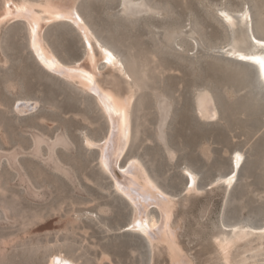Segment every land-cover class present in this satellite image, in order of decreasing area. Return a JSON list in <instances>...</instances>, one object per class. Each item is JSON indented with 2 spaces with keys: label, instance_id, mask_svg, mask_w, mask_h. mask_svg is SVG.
<instances>
[{
  "label": "rangeland",
  "instance_id": "obj_1",
  "mask_svg": "<svg viewBox=\"0 0 264 264\" xmlns=\"http://www.w3.org/2000/svg\"><path fill=\"white\" fill-rule=\"evenodd\" d=\"M75 3L95 39L122 60L110 71L96 63L102 84L131 102L121 164L138 157L169 194L175 241L129 226L134 203L115 189L97 144L86 143L108 132L98 100L45 68L29 46L26 19L12 17L0 25V264H45L58 248L89 264H170L181 252L195 264H225L223 240L233 264L264 259L258 231L235 240L249 219L264 225V90L245 84L259 82L253 67L228 53L253 46L251 32L264 37V0ZM243 6L249 21L235 13L229 26L218 13ZM83 34L69 18L48 20L42 32L66 64L82 61ZM234 150L244 158L227 187L216 178L230 171ZM186 168L197 173L194 190L185 189ZM149 211L159 215L157 205Z\"/></svg>",
  "mask_w": 264,
  "mask_h": 264
},
{
  "label": "bare ground",
  "instance_id": "obj_2",
  "mask_svg": "<svg viewBox=\"0 0 264 264\" xmlns=\"http://www.w3.org/2000/svg\"><path fill=\"white\" fill-rule=\"evenodd\" d=\"M1 4L0 25L12 17H24L29 29V46L39 62L50 71L67 75L68 77L73 78L74 81L76 80L80 82L86 89L91 91L98 100L101 106L100 108H102L109 123L108 132L105 134V137L100 139L98 142L87 138L86 143L91 146H96L95 144H97L100 148L99 163L112 177L115 189L124 192L134 203L135 212L129 221V226L147 235L150 239L161 237L162 240L164 238H168V240L172 242L175 238L173 239L174 231L170 225L173 209L171 204L172 200H170L169 194H167L147 173L144 165L138 157L132 156L125 162L124 165L121 164V158L131 137V119L128 111L131 102H128V100H125L126 102H124L118 99L110 92V87L102 84V72L100 70L98 71V66L96 64L98 61H102L104 68L108 71H110L114 66L123 67L120 56L117 55V53L109 45L101 43L95 39L90 27L85 23L82 15L76 8L75 0H45V3L38 5L37 8L33 5L34 3H28L25 0H2ZM218 13L229 26L235 23V13L240 14L242 21H249L251 18V13L247 6H243L238 11H231L228 8L222 7L218 9ZM58 17L69 18L72 20L85 34L83 35L87 37V39H85V37L83 38L85 39L84 43L86 50L82 61L74 64L63 63L48 47L46 41L44 40L42 32L47 24V21L59 19ZM77 17L79 19H77ZM33 29H35V33L33 32ZM250 37L253 41V46L248 48L231 46L228 53L237 58H240V56L257 58L264 57V45L256 43V40L264 41V37L257 36L252 32ZM253 37L255 39H253ZM92 40L95 41V45ZM89 44H91V49H89ZM95 46L98 49V52H96ZM108 52L112 54L111 62H109V57L107 55ZM248 61L251 63V67H253L255 76L259 80V83L264 84V70L261 69L258 61ZM125 99L127 98L125 97ZM109 107L114 110L111 114L109 112ZM202 107L206 112L215 115L214 108L210 104H202ZM19 109L23 110L24 106L21 105V108ZM117 112L125 113L127 123L126 128L122 119L116 116ZM125 132L127 133V140L123 141L124 146L122 147V139ZM236 153H239L242 157L239 161L238 167L235 161ZM243 158L244 154L242 151L234 150L231 154L230 171L227 174L216 178V181H223L227 187H231L236 180L237 172ZM105 164H107V167H105ZM184 172L186 176L185 189L194 190L197 186V173L190 168H186ZM233 173H235V177L232 179L231 183H228V178L232 177ZM153 204L158 206V216L149 211L150 205ZM239 224H237V226H239ZM243 226L244 228L241 229L235 240H241L244 237H247L249 233H253V231L259 232L258 239H262L264 237V225L261 227H252L249 222ZM222 246L227 262L225 264H233L231 263L232 260L230 261L227 255L229 241L223 240ZM251 251L254 252L253 250ZM5 260L6 252L2 251L0 261L3 262ZM60 262H67V264H89L82 263L80 257H77L74 252L65 253L61 248L53 250L50 254H48L45 264H60ZM95 264H103V262L100 261ZM170 264H195V262L187 258L185 254L181 252L180 255L171 256ZM242 264H264V259L255 261L244 260L242 261Z\"/></svg>",
  "mask_w": 264,
  "mask_h": 264
},
{
  "label": "snow or ice",
  "instance_id": "obj_3",
  "mask_svg": "<svg viewBox=\"0 0 264 264\" xmlns=\"http://www.w3.org/2000/svg\"><path fill=\"white\" fill-rule=\"evenodd\" d=\"M77 19H79V18L77 17ZM33 32L35 33V29H33ZM85 39H87V37H85ZM253 39H255V38L253 37ZM256 43L257 44L264 45V41H261V40H256ZM89 49H91V44H89ZM107 55L109 57V62H111L112 54L110 52H108ZM240 59L241 60H254V61H258V63L260 64L261 69L264 70V57L257 58V57L240 56ZM109 103H110V100H109ZM113 111L114 110L111 107H109L110 114ZM116 116L122 119V122L124 123V126L126 128L127 127V123H126V115H125V113L124 112H117L116 113ZM126 140H127V133L125 132V134L123 136V139H122V147L124 146L123 141H126ZM241 159H242V157L240 156V154L239 153H236L235 154V161H236L237 167L239 166V161ZM105 167H107V164H105ZM234 177H235V173H233V176L232 177H229L228 178V183H231V181H232V179H234ZM60 264H67V262H60Z\"/></svg>",
  "mask_w": 264,
  "mask_h": 264
},
{
  "label": "water",
  "instance_id": "obj_4",
  "mask_svg": "<svg viewBox=\"0 0 264 264\" xmlns=\"http://www.w3.org/2000/svg\"><path fill=\"white\" fill-rule=\"evenodd\" d=\"M238 59L242 63H247L248 65L251 66V63L248 60H241L240 58H238ZM245 84H247V85H254V89H255L256 94H260L264 90V84L259 83L258 81H256L253 78L247 80L245 82ZM260 220H261V218L255 217V218L249 219L248 221L251 222V223H253V224H257Z\"/></svg>",
  "mask_w": 264,
  "mask_h": 264
}]
</instances>
